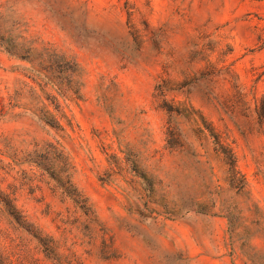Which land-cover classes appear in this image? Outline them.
Here are the masks:
<instances>
[{
  "label": "rangeland",
  "instance_id": "1",
  "mask_svg": "<svg viewBox=\"0 0 264 264\" xmlns=\"http://www.w3.org/2000/svg\"><path fill=\"white\" fill-rule=\"evenodd\" d=\"M0 264H264V0H0Z\"/></svg>",
  "mask_w": 264,
  "mask_h": 264
},
{
  "label": "trees",
  "instance_id": "2",
  "mask_svg": "<svg viewBox=\"0 0 264 264\" xmlns=\"http://www.w3.org/2000/svg\"><path fill=\"white\" fill-rule=\"evenodd\" d=\"M38 51V48H31L28 52L29 55L22 56L20 58L28 60L32 64L39 63L40 66L44 67L42 70L38 71L39 75L47 78L49 84L53 87H60L61 85H64V88L58 90L63 95L65 92L75 96V87L80 83L82 84V81H80L81 74L79 71V66L73 60L68 59L64 55L53 53L46 48L41 49L39 56H37ZM31 55H33L32 58ZM58 80L60 81L59 84H57ZM215 141L216 154L221 158L225 165L228 166L229 186L232 190L236 189V186H238L240 191L237 194L242 195V192L247 187V183L244 176L238 170L235 153L222 141H219L216 138Z\"/></svg>",
  "mask_w": 264,
  "mask_h": 264
}]
</instances>
